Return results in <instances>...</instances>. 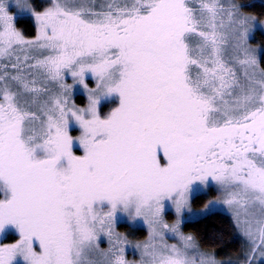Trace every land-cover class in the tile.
Returning <instances> with one entry per match:
<instances>
[{
	"label": "snow or ice",
	"instance_id": "obj_1",
	"mask_svg": "<svg viewBox=\"0 0 264 264\" xmlns=\"http://www.w3.org/2000/svg\"><path fill=\"white\" fill-rule=\"evenodd\" d=\"M24 6L37 22L31 36L0 2V230L10 223L20 234L0 244V264L18 255L26 264H233L182 230L192 185L209 177L220 195L201 210L227 206L247 241L236 264L264 257V64L249 40L264 20L231 0ZM111 94L119 104L101 116ZM117 210L143 219L144 240L116 229ZM129 246L139 260L127 259Z\"/></svg>",
	"mask_w": 264,
	"mask_h": 264
},
{
	"label": "rangeland",
	"instance_id": "obj_2",
	"mask_svg": "<svg viewBox=\"0 0 264 264\" xmlns=\"http://www.w3.org/2000/svg\"><path fill=\"white\" fill-rule=\"evenodd\" d=\"M251 1L255 2V0H251ZM256 1L264 3V0H256ZM0 2H2L4 4L7 12L12 14L15 27L17 29H19L22 33H23L22 29L16 25V20L18 18H20V17H31V18H34V21L36 22L32 10L29 9L28 7L24 6V0H0ZM224 2L227 3L228 0H224ZM231 2L240 4L242 6V8L245 5V4L242 5L237 0H231ZM30 3H31L33 8H35L36 10H40V9L48 6L51 3V0H30ZM247 3L249 4L250 1ZM246 12L253 14L251 12L250 8H248L246 10ZM255 16H257V15H255ZM257 18L260 19L258 16H257ZM260 20H264V17ZM35 25L37 28V22L35 23ZM258 32H261L264 34V27H261L259 24H257L254 31L250 33L249 40H250V44L257 48V57L260 60L261 53L263 50V46L261 44H258L257 42H255L256 34ZM77 88H78V86H77ZM75 97H77V96H75ZM74 100L76 101V103H78L77 99H74ZM118 104H119L118 94H111V95L103 97L100 101V114H101V116H105L108 112L111 111L112 108L116 107ZM72 121H74V123H72ZM69 129H70L69 131H70L71 135H73L74 137L78 136L80 134V132L82 131V129L80 128L78 123L75 120H71V119L69 121ZM76 142L74 141L73 144H76ZM77 145L79 147H81L79 145V143ZM208 187H210L209 190L207 189ZM206 191H209V193L207 195L205 194ZM199 195H206L207 196L206 198L202 197L204 202H206L208 199L212 198L213 196L220 195L218 185L216 184V182L214 180H212L211 177L208 178L206 184H203V183L197 181L192 185V197H191L192 211H188L187 209L184 210L183 215H182V219H183L182 230H183V226L187 222L200 219V218H202V217H204V216H206L212 212H216V211L223 212V213H225L231 217V213L227 209V206L223 205L222 203L215 205L212 209H210L207 212L202 211L201 206L196 207L193 204V201H196L195 198ZM164 205L165 206H164V213L163 214H164L165 218L168 220H174L176 218V213H175V210H174V207H173L171 201L166 200L164 202ZM119 223H123L122 228L119 226ZM115 227L119 232L127 234L128 238L132 241H142L148 235L147 225L144 223L142 218H137L134 221L130 220L128 214L125 212H122L120 210H117V212L115 214ZM185 233L191 234L188 232H185ZM238 234H239V237L242 241V250H243L247 246V241L244 240V238L240 235L239 232H238ZM19 235L20 234H19L17 227L15 225L9 223V224L5 225L3 230H0V244L14 241V240L19 238ZM169 241L175 242V240L172 237H169ZM100 242H101V247H103V248L107 247V241L103 236L101 237ZM34 246L37 248V250H39L38 241L34 240ZM203 250L213 252V251L206 250V249H203ZM242 250H241V253L239 255H237L236 257H230V258L227 257V258H222V259H225V260L231 259L233 261V263L236 264L237 260L244 259ZM126 255H127V259H129V260H139L140 259L139 253L131 246H129L127 248ZM12 264H26V262L22 259L21 256L18 255L13 260ZM256 264H264V257H260L256 261Z\"/></svg>",
	"mask_w": 264,
	"mask_h": 264
},
{
	"label": "trees",
	"instance_id": "obj_3",
	"mask_svg": "<svg viewBox=\"0 0 264 264\" xmlns=\"http://www.w3.org/2000/svg\"><path fill=\"white\" fill-rule=\"evenodd\" d=\"M242 5L251 0H237ZM248 8L254 15L260 19L264 17V3L256 1L253 2L252 7L246 5L243 9L246 11ZM17 25L24 30L27 36L34 35L36 31L35 23L31 17H21L17 19ZM255 42L263 46L260 57L261 64H264V34L258 32L256 34ZM204 203L202 197L194 201L197 207ZM123 224L120 226L122 228ZM185 232L194 234L200 246L203 249L215 252L219 259L227 257H236L241 253L242 241L239 237L238 231L234 227L233 220L230 216L223 212H212L200 219L189 221L183 226ZM235 264V263H233Z\"/></svg>",
	"mask_w": 264,
	"mask_h": 264
},
{
	"label": "flooded vegetation",
	"instance_id": "obj_4",
	"mask_svg": "<svg viewBox=\"0 0 264 264\" xmlns=\"http://www.w3.org/2000/svg\"><path fill=\"white\" fill-rule=\"evenodd\" d=\"M253 4L252 1H250V3H246L245 5L248 6V7H251ZM21 18V17H20ZM19 19V18H18ZM33 19V22L36 23L34 21V18ZM16 25H17V20H16ZM18 26V25H17ZM36 26V25H35ZM19 27V26H18ZM20 28V27H19ZM23 33H24V30L22 29ZM24 35H26L24 33ZM27 36V35H26ZM65 74H66V80L68 83H71L72 82V77H71V74L68 70H65ZM85 79H86V82L90 85V86H93L95 81H94V78L91 74V72H86L85 73ZM78 86V88H77ZM77 96V97H75ZM73 99H77L78 101V104H80L81 106H83L84 104H86L87 102V96H86V92H85V89L83 88V86L80 84V83H76L73 85ZM71 120H74V119H71ZM72 123H74V121H72ZM70 130V129H69ZM76 142V141H75ZM78 143L76 142V144H73V151L76 153V154H82V148L79 147L77 145ZM211 186V185H210ZM208 190L210 189V187L207 188ZM209 193V191H206V195ZM206 195H199L197 196L195 199H197L198 197H207ZM193 204H194V201H193ZM203 205V204H202ZM201 205V206H202ZM101 206L104 207L105 209L107 207H109L108 203L105 201V202H102L101 203ZM200 207V206H199ZM123 223H119V226H121Z\"/></svg>",
	"mask_w": 264,
	"mask_h": 264
}]
</instances>
